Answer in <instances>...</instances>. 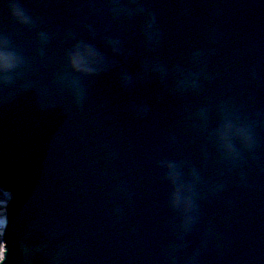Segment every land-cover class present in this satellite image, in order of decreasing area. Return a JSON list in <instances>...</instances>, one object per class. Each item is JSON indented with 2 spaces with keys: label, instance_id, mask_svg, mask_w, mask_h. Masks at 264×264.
I'll return each instance as SVG.
<instances>
[{
  "label": "water",
  "instance_id": "water-1",
  "mask_svg": "<svg viewBox=\"0 0 264 264\" xmlns=\"http://www.w3.org/2000/svg\"><path fill=\"white\" fill-rule=\"evenodd\" d=\"M22 2L31 26L0 7V33L25 60L0 85V165L18 164L26 183L25 205L8 207L9 220L24 217L15 257L17 235L7 232L13 264H166L176 217L168 182L149 165L162 159L201 177L200 221L177 258L196 246L197 264H264V0H135L155 18L150 44L144 16L114 18L107 0ZM105 37L118 39L125 55H109L114 66L85 79V98L74 105L55 82L67 71L64 52L80 39L107 54ZM195 50L203 56L194 66ZM144 62L166 68L165 80L135 79ZM177 68L201 73L195 90H175ZM120 71L134 78L127 88ZM221 104L255 139L238 167L208 139Z\"/></svg>",
  "mask_w": 264,
  "mask_h": 264
},
{
  "label": "clouds",
  "instance_id": "clouds-1",
  "mask_svg": "<svg viewBox=\"0 0 264 264\" xmlns=\"http://www.w3.org/2000/svg\"><path fill=\"white\" fill-rule=\"evenodd\" d=\"M0 7L7 11V15L13 22L23 26H31V16L23 7L22 0H0ZM105 11L114 18L142 14L144 21L142 35L146 43H153L156 39L155 18L151 13L146 12L142 6L129 0V3H121L120 0H107L104 5ZM44 39V35L40 34ZM103 47L107 54L86 40L74 39L64 52V65L67 71L56 77V84L64 90L71 98L74 105H79L85 98L84 80L108 71L114 66L112 57L124 56L121 42L115 38L105 37ZM202 52L195 50L191 53L193 65L202 62ZM25 66L24 58L14 51L10 46L7 37L0 33V85L11 83ZM177 79L175 90H195L201 73L199 71H185L177 68ZM168 70L155 63L144 62L139 67L135 79L155 77L163 82L167 77ZM118 81L121 87L130 86L134 78L127 72L118 73ZM25 83L22 87H28ZM134 111L143 114V106H136ZM219 121L217 126L208 133L209 141L214 144L220 159L231 167H238L241 163L243 153L250 152L255 147L250 125L231 112L227 105L218 106ZM197 119H207L206 109H199L196 113ZM157 167L162 170L163 178L168 182L170 191L167 197L169 209L175 213L176 222L174 225L175 240L166 250V264H197L198 247L194 246L189 250L188 255L180 261L177 257L185 248L189 247L186 237L191 234L199 224L198 198L199 186L201 184L200 173L195 168H186L182 162L171 159L157 161ZM222 185H215L213 191H219Z\"/></svg>",
  "mask_w": 264,
  "mask_h": 264
},
{
  "label": "bare ground",
  "instance_id": "bare-ground-1",
  "mask_svg": "<svg viewBox=\"0 0 264 264\" xmlns=\"http://www.w3.org/2000/svg\"><path fill=\"white\" fill-rule=\"evenodd\" d=\"M20 171L18 164H15V162H13V164H10V166L8 165H0V179L1 181H3V183H5V185L7 186V191L6 192H2L0 194V238L2 236L3 230L2 229L6 224L5 221H3V217H5L7 215L6 211H5V207L8 205L7 203L9 202V200L11 201L9 204H11V212H15L18 209L22 208L25 205V180L23 178V176H17V174L15 175L16 171ZM3 176V178H2ZM4 185V184H2ZM20 207V208H19ZM25 207L22 209L21 212H24ZM21 215V216H24ZM17 218H12L10 219L8 222L9 223V233H13V235L15 234V236L17 235V233H19L20 229L17 226H20L21 223L24 224V217H21V221L17 220ZM8 232V231H7ZM18 238V239H17ZM17 238H15L14 242H15V247H17V250H14L15 255L14 257L17 255L19 248H20V242L19 239L20 234L17 235ZM21 240V239H20ZM11 243V242H10ZM4 243H2L1 239H0V264H6L5 262H7V264H13V261L10 257H5V259L2 260L3 255V246ZM8 248H11L10 246Z\"/></svg>",
  "mask_w": 264,
  "mask_h": 264
}]
</instances>
